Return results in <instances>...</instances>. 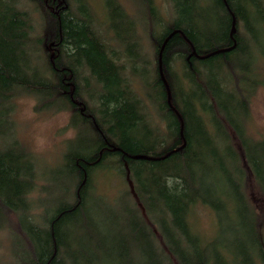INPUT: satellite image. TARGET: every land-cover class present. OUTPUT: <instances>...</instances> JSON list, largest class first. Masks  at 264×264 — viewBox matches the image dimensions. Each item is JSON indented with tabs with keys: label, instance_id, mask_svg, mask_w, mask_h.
Here are the masks:
<instances>
[{
	"label": "trees",
	"instance_id": "trees-1",
	"mask_svg": "<svg viewBox=\"0 0 264 264\" xmlns=\"http://www.w3.org/2000/svg\"><path fill=\"white\" fill-rule=\"evenodd\" d=\"M132 1L0 0V231L10 262L264 264L246 195L254 184L264 197V136L247 131L264 1L162 0L168 16L155 0ZM20 96L70 113L73 134L49 166L16 134ZM107 174L112 195L97 186ZM196 206L213 208L214 238L193 232ZM230 213L248 223L231 239Z\"/></svg>",
	"mask_w": 264,
	"mask_h": 264
},
{
	"label": "rangeland",
	"instance_id": "rangeland-1",
	"mask_svg": "<svg viewBox=\"0 0 264 264\" xmlns=\"http://www.w3.org/2000/svg\"><path fill=\"white\" fill-rule=\"evenodd\" d=\"M123 1L126 5H130L135 9L134 1ZM91 2L96 5L98 0H91ZM155 2L159 4L162 12L165 11L164 15L168 16L170 12L168 5L162 0H155ZM147 50H150V47L144 49V51ZM259 57L261 67L259 66L258 72L262 81L249 101V119L247 122V131L254 138L264 136V57L262 55H259ZM45 109L35 110L34 100L31 97L20 96L14 100L13 118L16 123L15 128L18 138L28 150L35 154L37 160L41 159L42 166H49L57 158L65 140L72 136L73 130L67 127L68 115L70 114L68 111L54 109L46 111ZM101 177L98 178L97 186L102 191L107 192L108 195H112L110 193L111 189H115L117 181L110 179L111 175L109 174H107V178ZM248 182H252V180ZM246 195L254 208L258 209L259 231L264 240V197L259 194L254 184H250L246 188ZM229 211H232V209H229ZM228 216L223 221L222 227L226 233L225 236L231 239L237 225H248V223L243 214L233 215V213H230ZM189 221L193 232L199 235L203 234L206 239L214 238L218 234L216 215L211 207L196 206L190 213ZM9 237L7 231H0V264H12L7 249Z\"/></svg>",
	"mask_w": 264,
	"mask_h": 264
},
{
	"label": "water",
	"instance_id": "water-1",
	"mask_svg": "<svg viewBox=\"0 0 264 264\" xmlns=\"http://www.w3.org/2000/svg\"><path fill=\"white\" fill-rule=\"evenodd\" d=\"M232 29H231V34H233L234 33V22H232V27H231ZM231 47H229V48H227L226 50H228V49H230Z\"/></svg>",
	"mask_w": 264,
	"mask_h": 264
}]
</instances>
